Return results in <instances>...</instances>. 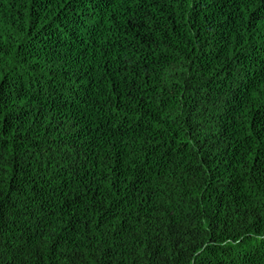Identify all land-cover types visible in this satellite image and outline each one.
I'll return each mask as SVG.
<instances>
[{"label":"trees","instance_id":"16d2710c","mask_svg":"<svg viewBox=\"0 0 264 264\" xmlns=\"http://www.w3.org/2000/svg\"><path fill=\"white\" fill-rule=\"evenodd\" d=\"M0 264H264V0H0Z\"/></svg>","mask_w":264,"mask_h":264}]
</instances>
